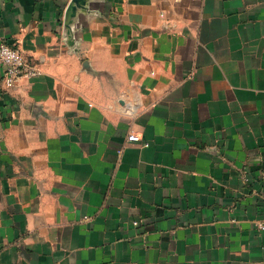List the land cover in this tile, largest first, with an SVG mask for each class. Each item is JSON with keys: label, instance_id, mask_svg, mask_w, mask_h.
I'll use <instances>...</instances> for the list:
<instances>
[{"label": "crops", "instance_id": "obj_1", "mask_svg": "<svg viewBox=\"0 0 264 264\" xmlns=\"http://www.w3.org/2000/svg\"><path fill=\"white\" fill-rule=\"evenodd\" d=\"M0 43V264H264V0H0Z\"/></svg>", "mask_w": 264, "mask_h": 264}, {"label": "built area", "instance_id": "obj_2", "mask_svg": "<svg viewBox=\"0 0 264 264\" xmlns=\"http://www.w3.org/2000/svg\"><path fill=\"white\" fill-rule=\"evenodd\" d=\"M0 65L3 68V82L6 87H12L21 77H31L36 74V70L31 67L23 54L12 45L0 43ZM129 141L138 140V136L130 133ZM260 229H264V221L259 224Z\"/></svg>", "mask_w": 264, "mask_h": 264}]
</instances>
